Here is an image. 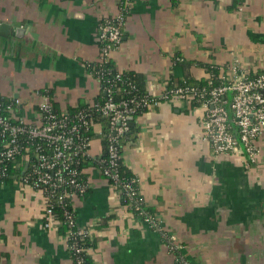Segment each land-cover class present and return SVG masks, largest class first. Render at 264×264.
Returning <instances> with one entry per match:
<instances>
[{"label": "crops", "instance_id": "crops-1", "mask_svg": "<svg viewBox=\"0 0 264 264\" xmlns=\"http://www.w3.org/2000/svg\"><path fill=\"white\" fill-rule=\"evenodd\" d=\"M117 0H0V95L17 118L34 121L42 94L56 109L96 100L100 87L86 63L99 52L98 23ZM116 68L143 79L158 95L171 82L264 72V0H132L122 26ZM204 108L163 100L131 120L122 160L191 264H264V130L259 161L215 155L200 136ZM90 153L103 151L95 125ZM89 194L74 200L80 226L99 237L94 264H175L156 230L135 217L92 167ZM43 194L0 186V264H73L64 237L42 223Z\"/></svg>", "mask_w": 264, "mask_h": 264}, {"label": "built area", "instance_id": "built-area-1", "mask_svg": "<svg viewBox=\"0 0 264 264\" xmlns=\"http://www.w3.org/2000/svg\"><path fill=\"white\" fill-rule=\"evenodd\" d=\"M131 3L132 0H117L116 12L100 16L97 32L99 52L94 60L99 63V68L111 60L112 53L121 44L125 13ZM122 72L117 68L115 78H121ZM91 75L104 91L105 99L87 102L72 113L67 109H56L48 93L42 94L34 121L15 117L13 101L3 107V111L10 114L14 121L0 113V186L6 184L10 176L4 165L19 155L25 160L24 170L14 181L19 187L27 186L40 192L44 187H61L64 188L62 196L65 197H74L77 192L85 191L89 183L80 178L83 169L79 168V161L82 157L94 158L90 153V141L96 132L95 125L100 126L99 133L103 137L105 122L108 126L107 164L103 175L110 180V186L120 194L122 200L129 199L128 205H125L131 207V213L137 211L138 217L152 229L163 228L158 217L140 208L136 198L139 194L136 178L122 182L118 171L122 159L120 137L128 131L132 114L140 105L149 107L163 100L195 102L204 108L200 136L210 144L215 155L239 154L247 163L245 166L258 163L260 148L257 141L264 130V72L225 77V82L219 85H213L208 80V90L183 79L171 82L156 96L146 93L143 97L133 94L126 98L125 92L135 89L130 85L129 89L123 90L119 101H114L110 88L103 86L100 71L94 70ZM94 113L104 122L93 121ZM43 199L42 223L50 229L54 227L55 218L47 197L43 195ZM74 209L65 211L70 223L76 222ZM91 231V227L82 226L68 235L85 237ZM169 236L172 240L170 248L176 249L175 237ZM83 251L88 253L89 249L76 248V252ZM175 261L176 264H191L182 255ZM77 263L81 264V260H77Z\"/></svg>", "mask_w": 264, "mask_h": 264}, {"label": "trees", "instance_id": "trees-1", "mask_svg": "<svg viewBox=\"0 0 264 264\" xmlns=\"http://www.w3.org/2000/svg\"><path fill=\"white\" fill-rule=\"evenodd\" d=\"M171 2L173 4H175V3H177V0H171ZM125 15H126V13H125ZM98 64L99 63L97 61H91V62L86 63L90 72H93L94 70L101 72V76L104 80L103 86L110 88L114 101H119V99L121 98V93L123 92V90L125 91L126 89H129L130 85H133V87H135V89L129 90L130 92H125L124 97H126V98L133 95V94L138 95L140 97H143L147 93V91L145 90L144 84H143V79L137 73L132 72V71H124V72H122L121 78L116 79L115 74L117 73V68L113 64L112 59L109 60L107 63L103 64V66L101 68H99L100 66H98ZM204 69H205V72L208 73V76L206 78H202V79L197 80V81L185 79V81L190 83V84H193L195 86H198V87L207 88V90L209 89V87L207 85L208 80H211L213 85H219V84H222L223 82H225V77H226L225 70H222L217 66H213V65H209V64H205ZM100 90H101L100 96L98 98H96L95 101L101 102L102 100L105 99L104 91L102 89H100ZM8 102H9L8 100H6L5 98H3L0 95V103L2 104L0 106V110H1L0 113L5 118H7L13 122L14 121L13 117H11V115L8 114L7 112L5 113L3 111V107L6 104H8ZM192 103L197 104L195 102H192ZM84 106H85V104H79L76 107L69 108L68 112L72 113L76 108L84 107ZM146 109H147L146 106L140 105L136 109V111L132 114L131 117L133 118L134 116L145 112ZM132 118L129 121L128 131L120 137V144H119L120 151H121V147H122V143H121L122 140L129 137L130 132L133 129V127L131 126ZM92 119H93V121H103L104 120L103 118L98 117L97 113L93 114ZM103 125L105 128V133L102 137L103 151H102L101 155L96 157V158L82 157L79 161V168L80 169H84L86 167L95 168L96 170H98L100 175L102 177H104L110 183V180L103 175V169H104V167H106V164H107V162H106V160H107V150H106L107 134H106V132L108 129V126L105 122L103 123ZM5 166H6V170H7L8 174L10 175L6 179V183H8V184L14 183L15 184V182H14L15 178L17 176H20L22 171L24 170L25 160L22 158V156L17 155L15 160L10 162L9 164L4 165V167ZM0 169H1V167H0ZM118 171H119L120 181H122V182L130 181L132 178H134V176L129 171V169L124 165L122 159L120 160V165H119ZM80 178L83 181H86L87 183H89L87 178H86L85 173L81 172ZM66 189L71 190V188H69V187H66ZM89 191L90 190L88 188L83 192H77L74 195V197H69V196L65 197V196H62V194H64V188H61V187L54 188V189L49 188V187L48 188L44 187L42 190L44 197L45 196L47 197V203H49L52 206V211H53V215L55 218L54 228L57 229L56 231H58V233L64 237L66 249L69 253V256H70L73 264H78L77 260H79V259L81 260V264H94V261L91 257L90 252H89L90 250L88 251V253L87 252L85 253L84 251L83 252H76V248H82V249L83 248H88V249L94 248L96 246L98 239H99L96 232L94 231L93 228H91L92 229L91 233L85 237L68 235V233L74 232L82 226L78 225L77 221L70 223L69 219L66 218V216H65L66 210L71 211V210H73V208H75L74 207V200L76 198L86 197L89 194ZM136 198L140 202L139 203L140 208H142L145 213L150 214L154 217L155 216L157 217V215L155 214V211L153 209H151L150 207L145 205L140 193L138 195H136ZM122 203L128 205L129 199L124 198ZM128 207H129L128 208L129 211H132L131 207L130 206H128ZM137 213H138L137 211L132 212V214L135 217L139 218ZM74 216H75V214H74ZM154 230H156V232H158L160 234L163 241H165L166 245L170 248L172 240L168 234V231L166 229H164V227L161 229L155 228ZM170 251H172V253L174 254L175 259L182 255V253L178 247L176 249L170 248ZM175 264H176V261H175Z\"/></svg>", "mask_w": 264, "mask_h": 264}]
</instances>
